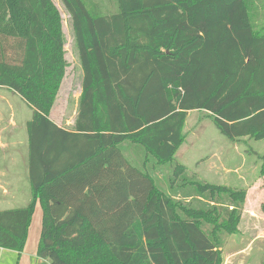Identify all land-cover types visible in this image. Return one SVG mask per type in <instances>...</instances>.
Here are the masks:
<instances>
[{"label":"trees","instance_id":"obj_1","mask_svg":"<svg viewBox=\"0 0 264 264\" xmlns=\"http://www.w3.org/2000/svg\"><path fill=\"white\" fill-rule=\"evenodd\" d=\"M61 1L83 71L72 128L50 117L69 66L61 11L0 0V86L33 109L32 200L0 210V247L24 251L39 203L37 253L51 264H222L248 189L175 158L193 110L232 141L264 139V27L249 0Z\"/></svg>","mask_w":264,"mask_h":264},{"label":"rangeland","instance_id":"obj_2","mask_svg":"<svg viewBox=\"0 0 264 264\" xmlns=\"http://www.w3.org/2000/svg\"><path fill=\"white\" fill-rule=\"evenodd\" d=\"M98 1L101 2L106 12H113L117 9L116 0ZM54 2L61 11L64 20L69 66L50 117L63 127L72 128L77 117L79 98L82 93L83 71L74 47L70 14L61 0H54ZM249 3L251 6L250 17L254 28L256 31H261L264 27V0H249ZM6 95L8 98L0 105V108H3L4 118L7 119L11 114L12 107L15 109L18 124L21 125L23 131L27 132L26 122L32 118L33 109L18 94ZM184 135L185 140L176 154L175 162L186 166V175H196L202 180L215 184L236 188L246 187L251 193L248 199V210L253 209L256 212L261 210L264 213V176L260 173L262 163L259 158V154L264 153V139L256 140L245 137L232 141L218 130L213 117L202 110H193L188 113ZM132 158L137 159L139 163V157H136V154ZM24 162L26 163V161L17 163L18 169H16V165H14V169L8 165V171L10 170L9 175L21 178L23 185L27 182L29 195L30 172ZM161 167L164 168L165 174L172 173L171 163ZM23 191H26L24 186ZM6 206L0 204V210ZM245 225L243 222L242 229ZM254 229L258 230V227L254 226ZM243 231L245 230L241 231L239 224L238 232L227 238L226 245L222 250V264H264V239L253 242L252 236ZM252 233L254 234L253 230ZM7 253L2 255L0 250V264H18L17 252L8 251Z\"/></svg>","mask_w":264,"mask_h":264},{"label":"crops","instance_id":"obj_3","mask_svg":"<svg viewBox=\"0 0 264 264\" xmlns=\"http://www.w3.org/2000/svg\"><path fill=\"white\" fill-rule=\"evenodd\" d=\"M6 94L16 93L8 88L0 86V105H2V101H5L8 98V95ZM14 110L15 109H12L11 107V114L5 119L3 108H0V204L7 205L6 208L1 210L26 206L32 200L31 183L28 195L27 182L23 185L21 178H16L15 175H9L10 170L8 171V165L13 169L14 165H16V169H18L17 163H21L22 161H26V163L24 162V165L29 169L28 133L23 131L21 125L18 124L16 120L17 115ZM23 186L26 187L25 192L23 191ZM250 194L251 193L248 191L240 223V230H245L243 231L244 233L251 235L252 241L254 242L264 239V219H262L264 213H262L261 210H259V212H256L253 209L248 210V199ZM42 215L43 211L38 203L33 215L25 249L21 253L15 251L18 255V264H51L47 259L38 256L37 253L42 228ZM245 221H247L246 225ZM243 222L245 225L244 229H242ZM254 226H257L258 230L254 229ZM247 228L248 231H246ZM252 230L254 231V234L252 233ZM0 250L2 255H4L5 252L13 251L1 247Z\"/></svg>","mask_w":264,"mask_h":264}]
</instances>
